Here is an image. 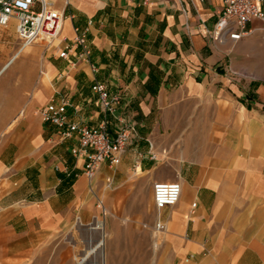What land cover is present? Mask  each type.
Returning <instances> with one entry per match:
<instances>
[{
	"label": "crops",
	"instance_id": "crops-1",
	"mask_svg": "<svg viewBox=\"0 0 264 264\" xmlns=\"http://www.w3.org/2000/svg\"><path fill=\"white\" fill-rule=\"evenodd\" d=\"M49 2L64 16L62 38L84 32L90 54L61 60L36 43L12 63L7 86L0 74V264H80L94 248L77 252L74 234H103L102 220L127 231L121 218L164 224L153 231L156 264H264L262 24L216 42L220 0ZM95 83L121 98L112 115ZM49 102L77 125L106 121L111 134L129 125L120 163L87 178L76 139L42 122ZM157 182L180 185L175 205L154 208Z\"/></svg>",
	"mask_w": 264,
	"mask_h": 264
},
{
	"label": "built area",
	"instance_id": "built-area-1",
	"mask_svg": "<svg viewBox=\"0 0 264 264\" xmlns=\"http://www.w3.org/2000/svg\"><path fill=\"white\" fill-rule=\"evenodd\" d=\"M124 1L131 3L134 0ZM220 1L222 7L212 34L214 41H239L248 35L247 24L253 20H258L264 27V0ZM63 23V14L54 9L49 0H0V31L12 28L22 47L42 43L51 51L57 50V57L61 60H68L72 52L76 61L88 60L90 51L84 32L79 34L74 29V37L66 40L62 38ZM91 91L103 112L112 115L121 98L118 95L110 96L100 83H95ZM39 115L42 122L55 127L62 138L76 139L77 149L72 153L83 156L84 174L89 179L101 164L114 167L120 163L121 154L132 132V128L123 123L118 124L113 134L108 132L106 121L96 127L77 125L69 120L65 104L49 102L40 110ZM180 195L181 187L178 183L157 182L152 185V201L157 211L175 205ZM99 207L102 209L101 203ZM152 229L162 233L165 226L157 221Z\"/></svg>",
	"mask_w": 264,
	"mask_h": 264
},
{
	"label": "rangeland",
	"instance_id": "rangeland-1",
	"mask_svg": "<svg viewBox=\"0 0 264 264\" xmlns=\"http://www.w3.org/2000/svg\"><path fill=\"white\" fill-rule=\"evenodd\" d=\"M28 47L30 46L22 47L11 30L0 33V61L3 63L0 74L3 71H10L12 63L18 56H21L22 50ZM28 69L25 65L21 66V70L23 71ZM37 74L38 69L36 70L34 80H37ZM3 81L4 86H7L11 81V73H5ZM181 145V143H178L177 147L179 148ZM138 210H144L143 205H140ZM121 221L123 226L126 225L128 227L127 231L123 229L119 233H115L111 232L108 225H105L104 220H102L103 237L101 239L97 238L96 234H92L89 239L87 234L80 241L78 234H74L77 252L78 249L82 251L86 245L93 246L95 250L102 243L104 264H156V248L161 245L162 235L153 232L152 224H146V226L144 224H136L132 218H121ZM72 242L73 239L70 237L65 240V245L72 247ZM74 257L76 259L78 257L77 254Z\"/></svg>",
	"mask_w": 264,
	"mask_h": 264
},
{
	"label": "water",
	"instance_id": "water-1",
	"mask_svg": "<svg viewBox=\"0 0 264 264\" xmlns=\"http://www.w3.org/2000/svg\"><path fill=\"white\" fill-rule=\"evenodd\" d=\"M97 238H102L103 234L100 232V234H96ZM88 248L87 245L85 246V249ZM104 264V254H103V244L99 247H97L95 250H93L80 264Z\"/></svg>",
	"mask_w": 264,
	"mask_h": 264
},
{
	"label": "bare ground",
	"instance_id": "bare-ground-1",
	"mask_svg": "<svg viewBox=\"0 0 264 264\" xmlns=\"http://www.w3.org/2000/svg\"><path fill=\"white\" fill-rule=\"evenodd\" d=\"M25 48V47H24Z\"/></svg>",
	"mask_w": 264,
	"mask_h": 264
}]
</instances>
